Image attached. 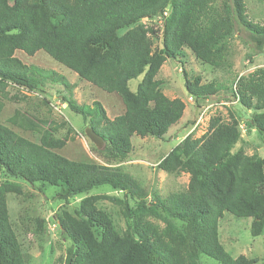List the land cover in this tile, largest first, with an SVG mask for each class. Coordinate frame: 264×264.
I'll return each instance as SVG.
<instances>
[{
	"label": "trees",
	"instance_id": "trees-1",
	"mask_svg": "<svg viewBox=\"0 0 264 264\" xmlns=\"http://www.w3.org/2000/svg\"><path fill=\"white\" fill-rule=\"evenodd\" d=\"M264 6V0H258ZM166 12V15L164 14ZM157 19L146 26L142 19ZM238 24L264 47V24L253 22L245 0H0V114L7 87L43 93L49 103L46 83L62 86L68 108L103 139L101 149L92 147L101 163L72 160L57 152L75 129L66 120L39 117L16 109L0 122V264H25L17 235L10 223L7 198L22 201L20 183L60 187L55 196L65 202L85 194L73 210L54 213L57 230L68 242L64 264H197L206 255L220 264H253L256 258L232 257L219 239V221L224 213L250 218V234L264 232V157L232 152L241 139L236 117L224 122L209 119L200 137L186 135L157 163L169 174L187 173L184 190L167 196L153 195L116 163L132 149L131 136L151 135L162 139L183 116L185 103L167 97L156 78L167 59L184 61V49L212 67L219 66L223 42ZM160 35V49L154 38ZM43 50L78 78L118 95L122 114L110 119L100 102L91 105L73 98L72 85L52 69L23 63L16 51L33 56ZM184 88L193 99L229 92L251 112L247 130H254L264 147V68L237 76L226 85L201 83L182 70ZM142 75L135 91L129 80ZM30 132L33 139L18 133ZM107 185L122 193L88 195L94 187ZM135 205L130 207L128 199ZM107 199L130 220L122 233L97 203ZM162 219L164 227L149 220ZM178 223V224H177ZM39 220L41 234L47 225Z\"/></svg>",
	"mask_w": 264,
	"mask_h": 264
},
{
	"label": "rangeland",
	"instance_id": "rangeland-1",
	"mask_svg": "<svg viewBox=\"0 0 264 264\" xmlns=\"http://www.w3.org/2000/svg\"><path fill=\"white\" fill-rule=\"evenodd\" d=\"M247 14L253 22L264 24V6L258 0H245ZM146 26L157 25L158 20L149 18L140 20ZM154 47L160 49V35L154 38ZM224 51L219 66L212 67L197 60L186 48L184 49V63L180 64L175 59H167L156 75L161 81L163 93L169 98H180L185 103V109L181 119L172 125L162 139L146 135L140 137L131 136L132 149L127 159L116 163L123 171L130 173L142 186L150 199L157 194L167 196L172 192L184 190L188 183L187 173L169 174L157 167L159 160L165 156L186 135L200 137L208 129L209 119L219 116L226 122L230 115L236 117L239 123L241 139L233 147L232 152L241 149L246 154H257L264 157V147L260 143L256 132L247 130V123L251 112L246 110L234 99L232 95L220 89L216 94L189 100V95L184 88L182 70L187 72L188 77L199 76L201 83L216 81L230 85L237 76H245L257 68H264V47L256 48L250 34L238 24L234 31L223 42ZM17 56L25 64H33L45 69H52L63 74L73 89V98L79 103L89 105L98 101L104 107L106 115L112 119L124 111L123 102L114 93H108L94 85L77 77L68 68L53 60L43 50L37 51L33 56H28L22 51H16ZM142 75L129 80L128 87L135 91ZM44 89L48 91L49 103L45 104L43 93H30L17 89L15 86L7 87L9 100H4V107L0 114V122L7 123V118L16 109L29 110L39 117L53 119L55 121L66 120L75 129L73 139L58 149L57 152L72 160H84L101 163L102 159L92 151L94 144L86 136L85 129L88 124L84 123L81 116L72 112L63 97L68 98L62 92V86L46 83ZM15 130L21 135L33 139L30 132ZM95 147V146H94ZM4 176L0 173V181ZM10 181L20 183L23 191L22 201L8 197L7 203L10 212V223L17 235L22 249L25 264H64L65 249L68 242L57 230L52 217L61 209L73 210L85 194H78L70 198L68 202L56 198L60 187L52 185H30L16 179L7 178ZM88 195H116L124 198L123 194L112 190L107 185L97 186L88 191ZM128 199V198H127ZM130 207H134L133 200L128 199ZM97 206L109 214L115 228L122 233L129 229L130 220L120 212V207L107 199L98 201ZM52 219V220H51ZM39 220H44L46 228L40 232ZM149 220L162 228L165 222L162 219L149 217ZM178 224V223H177ZM250 218H237L230 213H224L219 221V239L225 251L232 257L244 255L248 258H256L253 264H264V232L258 236L250 234ZM197 264H220L214 259L202 255Z\"/></svg>",
	"mask_w": 264,
	"mask_h": 264
},
{
	"label": "water",
	"instance_id": "water-1",
	"mask_svg": "<svg viewBox=\"0 0 264 264\" xmlns=\"http://www.w3.org/2000/svg\"><path fill=\"white\" fill-rule=\"evenodd\" d=\"M86 136L89 138V140L94 144V146L98 149H101L104 145L103 139L100 135H98L97 132L92 130L90 127H87L85 129Z\"/></svg>",
	"mask_w": 264,
	"mask_h": 264
},
{
	"label": "built area",
	"instance_id": "built-area-1",
	"mask_svg": "<svg viewBox=\"0 0 264 264\" xmlns=\"http://www.w3.org/2000/svg\"><path fill=\"white\" fill-rule=\"evenodd\" d=\"M164 14L166 15V12H164ZM189 100H190V101H192V98H191V97H189Z\"/></svg>",
	"mask_w": 264,
	"mask_h": 264
}]
</instances>
